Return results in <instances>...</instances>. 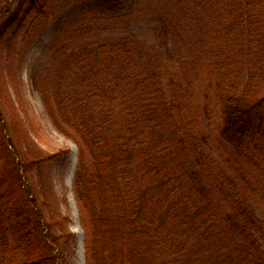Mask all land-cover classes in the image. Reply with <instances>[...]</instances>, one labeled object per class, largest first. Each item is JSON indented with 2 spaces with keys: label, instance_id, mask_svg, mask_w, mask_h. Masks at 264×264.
<instances>
[{
  "label": "trees",
  "instance_id": "obj_1",
  "mask_svg": "<svg viewBox=\"0 0 264 264\" xmlns=\"http://www.w3.org/2000/svg\"><path fill=\"white\" fill-rule=\"evenodd\" d=\"M122 1L0 0V20L19 3L16 40L66 6ZM166 1L196 32L195 58L178 68L192 85L200 74L210 83L234 168L208 155L212 136L192 129L188 103L178 90L171 98L138 38L68 46L54 62L78 93L56 85L41 93L55 128L78 149L85 264H264V219L253 208L264 207V0ZM1 75L0 264H74L76 238L43 175L70 152L34 144Z\"/></svg>",
  "mask_w": 264,
  "mask_h": 264
},
{
  "label": "rangeland",
  "instance_id": "obj_2",
  "mask_svg": "<svg viewBox=\"0 0 264 264\" xmlns=\"http://www.w3.org/2000/svg\"><path fill=\"white\" fill-rule=\"evenodd\" d=\"M18 5L14 2L10 13L0 20L1 82L8 87L16 107L21 108V117L27 127L33 128L34 144L47 154L63 150L70 152L64 160L45 167L43 175L47 192L52 191L57 197L60 212L69 218V230L76 238L74 264H85L84 232L74 194L78 149L55 128L41 93L53 85L63 92L71 89L75 95L78 93L76 81L64 75L59 60L54 62L68 46L81 41L97 43L133 36L138 38L152 62L167 78L171 98L178 90L184 102L188 103L186 108L192 129L212 136L208 155L224 169L233 170L236 156L217 135L219 119L213 111L214 93L210 83L199 72L192 85L191 78L182 75L178 68L183 63L182 57L191 62L195 58L196 32L178 24L166 0H123L117 4L90 2L76 7L66 6L55 20L38 24L33 31H23L15 40L12 35L16 28L10 20L17 14ZM193 67L197 72L196 62ZM207 106L212 113L210 117L205 113ZM1 127L0 124V130ZM27 181L35 191V174L28 175ZM253 208L257 216L264 219V207L253 204ZM80 235L83 238V262L79 251Z\"/></svg>",
  "mask_w": 264,
  "mask_h": 264
},
{
  "label": "bare ground",
  "instance_id": "obj_3",
  "mask_svg": "<svg viewBox=\"0 0 264 264\" xmlns=\"http://www.w3.org/2000/svg\"><path fill=\"white\" fill-rule=\"evenodd\" d=\"M82 236H79V251H80V256L83 262V243H82Z\"/></svg>",
  "mask_w": 264,
  "mask_h": 264
}]
</instances>
